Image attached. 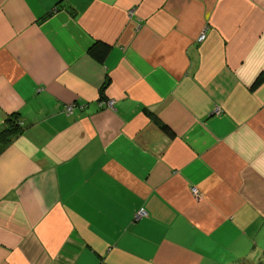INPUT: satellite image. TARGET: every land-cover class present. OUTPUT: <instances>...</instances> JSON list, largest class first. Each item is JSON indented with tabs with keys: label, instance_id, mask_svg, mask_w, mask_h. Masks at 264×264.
I'll list each match as a JSON object with an SVG mask.
<instances>
[{
	"label": "crops",
	"instance_id": "obj_1",
	"mask_svg": "<svg viewBox=\"0 0 264 264\" xmlns=\"http://www.w3.org/2000/svg\"><path fill=\"white\" fill-rule=\"evenodd\" d=\"M13 113L0 264L264 260V0H0Z\"/></svg>",
	"mask_w": 264,
	"mask_h": 264
},
{
	"label": "trees",
	"instance_id": "obj_2",
	"mask_svg": "<svg viewBox=\"0 0 264 264\" xmlns=\"http://www.w3.org/2000/svg\"><path fill=\"white\" fill-rule=\"evenodd\" d=\"M108 51V47L105 45L95 44L89 49V53L98 60H102ZM164 128L163 125H161ZM23 126L19 122V114L13 113L5 119V125L0 130V151L4 145H6L11 138L22 131ZM245 264V263H241ZM258 264H264V260H260Z\"/></svg>",
	"mask_w": 264,
	"mask_h": 264
},
{
	"label": "built area",
	"instance_id": "obj_3",
	"mask_svg": "<svg viewBox=\"0 0 264 264\" xmlns=\"http://www.w3.org/2000/svg\"><path fill=\"white\" fill-rule=\"evenodd\" d=\"M204 39H205V33H201V34L199 35V37H198V41L201 42V41H203ZM105 103H106L109 107H112V106H113V101H112V100H107ZM71 109H72V106H71V105H68V106L65 107V111H67V112H70ZM192 192H193V194H196V193H197V190H196L195 188H192ZM141 211H142V210H141ZM141 211L138 212L137 216H138V215H141V213H142Z\"/></svg>",
	"mask_w": 264,
	"mask_h": 264
},
{
	"label": "rangeland",
	"instance_id": "obj_4",
	"mask_svg": "<svg viewBox=\"0 0 264 264\" xmlns=\"http://www.w3.org/2000/svg\"><path fill=\"white\" fill-rule=\"evenodd\" d=\"M199 37V36H198ZM109 100H111V99H109ZM113 101V100H112ZM263 255H264V253H263ZM241 260V259H240ZM236 262V264H241L242 262H239V260H235ZM258 262H259V260H257V264H258Z\"/></svg>",
	"mask_w": 264,
	"mask_h": 264
}]
</instances>
